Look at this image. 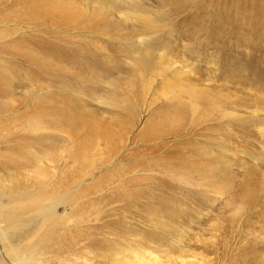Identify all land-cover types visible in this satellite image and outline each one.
<instances>
[{"label": "rangeland", "instance_id": "1", "mask_svg": "<svg viewBox=\"0 0 264 264\" xmlns=\"http://www.w3.org/2000/svg\"><path fill=\"white\" fill-rule=\"evenodd\" d=\"M6 174L2 264H264V0H0Z\"/></svg>", "mask_w": 264, "mask_h": 264}, {"label": "bare ground", "instance_id": "2", "mask_svg": "<svg viewBox=\"0 0 264 264\" xmlns=\"http://www.w3.org/2000/svg\"><path fill=\"white\" fill-rule=\"evenodd\" d=\"M40 5H41L40 7H42V4H40ZM11 36H12V34L9 35V37H11ZM10 39H8V41H10ZM195 104H194V106H191V107H193V109L196 110L197 109V104L196 105ZM6 175H7V178L6 179L0 178V186L5 187L6 185L14 184V183L17 182V180L15 179V177L13 175H11V174H6ZM41 219H42V217H40V220L39 221H41ZM8 233H9L8 226H2V225H0V236L1 237H5L6 234H8ZM151 259L152 260H148L147 261L146 259H143L142 257H140L139 258V264H162L157 258H151ZM34 263H35V261L32 260L31 257H29L28 259L26 258V261L25 260H22V259H19V258H16V257H15V260H14V264H34ZM0 264H2V263H0Z\"/></svg>", "mask_w": 264, "mask_h": 264}]
</instances>
